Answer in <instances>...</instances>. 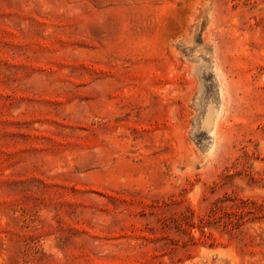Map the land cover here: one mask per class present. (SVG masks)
Instances as JSON below:
<instances>
[{
	"label": "rangeland",
	"instance_id": "374dc122",
	"mask_svg": "<svg viewBox=\"0 0 264 264\" xmlns=\"http://www.w3.org/2000/svg\"><path fill=\"white\" fill-rule=\"evenodd\" d=\"M0 264H264V0H0Z\"/></svg>",
	"mask_w": 264,
	"mask_h": 264
}]
</instances>
